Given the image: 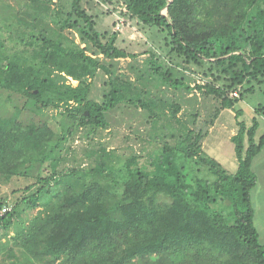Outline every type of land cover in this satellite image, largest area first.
<instances>
[{"label":"trees","instance_id":"obj_1","mask_svg":"<svg viewBox=\"0 0 264 264\" xmlns=\"http://www.w3.org/2000/svg\"><path fill=\"white\" fill-rule=\"evenodd\" d=\"M30 1L42 2L36 13L50 17L58 30L35 35L25 27L26 48L10 56L0 43V177H31L40 164L49 172L34 174L41 186L25 199L30 209L50 212L51 255L45 263L264 264L253 204V162L264 149V134L258 138L264 120V0H102L111 7L124 3L146 31L158 54L144 65L118 46L115 34L98 31L86 0H69L67 11L62 0L53 9V0ZM69 30L80 43L65 35ZM128 57L134 78L119 71V60ZM192 68L212 81L192 87ZM100 73L104 95L95 100ZM238 88L239 99L231 97ZM163 89L168 98L160 95ZM196 89L216 104L211 124L240 100L252 104L250 126L236 112L235 173L204 151L207 130L197 125L199 115H180L184 102L169 97L171 91ZM121 106L140 110L160 128L154 135L160 152L142 167L117 170L99 163L59 173L76 138L108 130L109 114ZM57 110L60 133L49 115ZM14 215L0 216V225ZM8 257L0 264L37 260L14 251Z\"/></svg>","mask_w":264,"mask_h":264},{"label":"rangeland","instance_id":"obj_2","mask_svg":"<svg viewBox=\"0 0 264 264\" xmlns=\"http://www.w3.org/2000/svg\"><path fill=\"white\" fill-rule=\"evenodd\" d=\"M56 2H60V0H53L52 9L55 7ZM121 4L122 2L114 7L121 6ZM68 5L69 0H62L61 7L64 11L69 9ZM104 5L108 4L102 2V0H86L84 2L86 11L95 17L97 21L98 31L115 34L118 38V46L127 49L128 53L132 55H138L140 64L144 65L150 58V54L157 53L146 31L137 19L129 16L130 27H126L124 34L116 33L114 30L115 18L112 13H106ZM42 6V2L33 5L30 0H0V43L5 46V48H2L4 55L10 56V54L13 55L17 51H24L26 46L22 44V41L30 36L29 32L28 35H24L25 27L29 26L31 32L35 35L42 33L45 29L58 30L50 17L38 16L39 13L36 12ZM37 16L38 19L41 18V21L34 23ZM7 25L13 26L10 32L6 30ZM133 28L137 31L134 32ZM65 35L80 43V38L76 32L65 31ZM82 47H85V45H82ZM158 52L165 56L160 50ZM132 61L130 57L119 60V71L134 78L135 74L130 72ZM187 73H189L187 75L191 79L192 87L212 81L211 77H205L203 74L195 72L193 68L187 70ZM105 79V75L100 73L97 79L94 80L92 98L95 100H101L104 95L103 83ZM69 82L75 86L77 85V82L72 79H69ZM240 89L233 90L230 96L236 97L234 93L237 92L238 96L236 98L239 99ZM163 92L166 94L161 93L160 95L168 98V89H163ZM169 97L179 98L184 102V108L180 115L184 113L199 115L196 120L197 125L207 130L203 141L204 151L217 159L226 170L235 173L238 170L239 162L231 138L238 131L237 111L241 110L242 112L241 121L246 122L249 126L252 124L255 112L249 100H240L234 109L222 111L214 120V124H211L216 111V104L213 100L204 99L199 90L196 89L195 92L189 94L185 92L173 93L171 91ZM60 112V110L49 111V115L53 117L50 122L58 133L61 132L59 122L63 120ZM54 116H57V119ZM108 119L110 124L108 130H101L97 135L90 134L89 138L83 136V134L76 138L70 145L71 148L64 154L65 160L59 167V173H66L73 167L90 168L99 163L113 165L117 170L129 165L132 168L142 167L148 164L152 153L160 152V142L155 140V136L161 130L158 127L155 129L140 110L121 106L111 112ZM191 128H194V126L192 125ZM263 134L264 120H262L258 138ZM135 158L138 160V164L131 165ZM44 167L42 164L38 165L36 172L30 175L31 177H14L9 181L0 177V203L4 204V207L0 210V216H4L11 211L15 212L14 218L7 226L0 225V263L9 258L10 251H14L22 259L27 256L33 259L36 258V264H46L45 262L51 255L48 236V216L50 212L44 207L35 210L30 209L27 203L28 200H25L41 186V184H37V178L34 177V174L39 171L42 177L49 175ZM253 170L258 178V191L264 192V149L255 158ZM28 186L33 187L28 190ZM258 202L260 203H257L256 199L259 218L264 214L263 196L261 200L258 199ZM4 209L7 210L6 213Z\"/></svg>","mask_w":264,"mask_h":264},{"label":"built area","instance_id":"obj_3","mask_svg":"<svg viewBox=\"0 0 264 264\" xmlns=\"http://www.w3.org/2000/svg\"><path fill=\"white\" fill-rule=\"evenodd\" d=\"M105 9L112 13V15L115 18V32L118 34H124L126 31V27H130V23L129 21V16H131L128 8L126 5H124L123 3L121 4V6L118 7H111L109 5H104ZM122 7V8H120ZM134 32H136L137 30L135 28L132 29ZM234 95L237 97L238 94L237 92L234 93ZM4 212L6 213L7 210L4 209Z\"/></svg>","mask_w":264,"mask_h":264},{"label":"crops","instance_id":"obj_4","mask_svg":"<svg viewBox=\"0 0 264 264\" xmlns=\"http://www.w3.org/2000/svg\"><path fill=\"white\" fill-rule=\"evenodd\" d=\"M262 196L264 198V192L258 191V185H257L255 190L253 191V204H254L255 213H256L255 214V224H256V227L260 235V241L262 244H264V214L258 218V212H257L258 206L256 204V199H257V203H260L258 202V199L261 200Z\"/></svg>","mask_w":264,"mask_h":264},{"label":"water","instance_id":"obj_5","mask_svg":"<svg viewBox=\"0 0 264 264\" xmlns=\"http://www.w3.org/2000/svg\"><path fill=\"white\" fill-rule=\"evenodd\" d=\"M87 115H89V114L87 113Z\"/></svg>","mask_w":264,"mask_h":264}]
</instances>
